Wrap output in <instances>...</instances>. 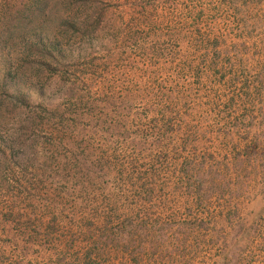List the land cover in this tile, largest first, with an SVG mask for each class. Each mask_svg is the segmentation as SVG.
Returning <instances> with one entry per match:
<instances>
[{
  "label": "rangeland",
  "instance_id": "374dc122",
  "mask_svg": "<svg viewBox=\"0 0 264 264\" xmlns=\"http://www.w3.org/2000/svg\"><path fill=\"white\" fill-rule=\"evenodd\" d=\"M0 264H264V0H0Z\"/></svg>",
  "mask_w": 264,
  "mask_h": 264
}]
</instances>
